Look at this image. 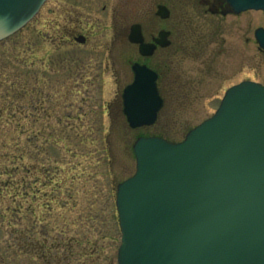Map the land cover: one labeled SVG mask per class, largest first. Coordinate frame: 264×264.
<instances>
[{
    "label": "rangeland",
    "instance_id": "obj_1",
    "mask_svg": "<svg viewBox=\"0 0 264 264\" xmlns=\"http://www.w3.org/2000/svg\"><path fill=\"white\" fill-rule=\"evenodd\" d=\"M205 1L47 0L0 42V188L4 180L18 184V194L39 187L57 195L30 199L29 208L20 197L14 231L0 215V264H118L116 193L135 172L136 140L180 142L216 112L227 89L264 85L254 35L264 12L215 15ZM159 4L169 20L156 17ZM138 23L172 31L173 44L152 62L164 99L158 121L132 129L122 95L140 58L127 40Z\"/></svg>",
    "mask_w": 264,
    "mask_h": 264
},
{
    "label": "water",
    "instance_id": "obj_2",
    "mask_svg": "<svg viewBox=\"0 0 264 264\" xmlns=\"http://www.w3.org/2000/svg\"><path fill=\"white\" fill-rule=\"evenodd\" d=\"M47 0H0V42L23 29ZM229 12L264 11V0H226ZM158 14L169 17L161 7ZM168 32L156 42L167 46ZM264 50V28L256 31ZM85 43V37L76 38ZM130 42L144 56L140 25ZM123 94L132 129L152 126L163 100L158 74L135 64ZM135 174L117 187L118 264H264V85L229 88L215 114L181 142L140 137Z\"/></svg>",
    "mask_w": 264,
    "mask_h": 264
},
{
    "label": "flooded vegetation",
    "instance_id": "obj_3",
    "mask_svg": "<svg viewBox=\"0 0 264 264\" xmlns=\"http://www.w3.org/2000/svg\"><path fill=\"white\" fill-rule=\"evenodd\" d=\"M205 4L207 6H209V11L215 15H227V14H232L234 15L233 13H230L229 12V6L228 4L226 3V0H206L205 1ZM161 7H166L168 8L167 6L165 5H157V11L155 13L156 17L161 19L162 21H167L171 18V13L169 15L168 18H162L158 12L160 11V8ZM170 11V10H169ZM139 24V23H138ZM155 23H152L151 25H154ZM135 24H133L130 29H129V33H128V37H127V40H128V43L129 45L135 47L138 51V54L140 55V58L138 61L134 62L133 64L135 63H140L142 65H146L148 66L149 68H151L152 70L156 71L159 75V78H158V86L160 85V73L158 71V69L156 68V66L152 67V62L153 60L156 58V56L158 55V53L162 52V51H166V50H169L173 44L172 42V31L170 30H166V29H163V28H157V27H150L149 29L146 28L144 25L142 24H139L140 27H141V33H142V36H143V39H144V42L146 44H153L156 46V49L154 50V52L152 53V55H149V56H144L140 53V46L138 44H134L132 42H130V35L132 33V27L134 26ZM168 32L169 35L166 37V40L168 42V45L167 46H162L160 44H158L156 42V39H160V34L162 32ZM256 31V29H255ZM255 31H254V35H255ZM87 39V38H86ZM87 42V40H86ZM85 42V43H86ZM259 51H261L263 54H264V51H262L259 47ZM132 64V65H133ZM160 90V88H159ZM161 93V92H160Z\"/></svg>",
    "mask_w": 264,
    "mask_h": 264
},
{
    "label": "trees",
    "instance_id": "obj_4",
    "mask_svg": "<svg viewBox=\"0 0 264 264\" xmlns=\"http://www.w3.org/2000/svg\"><path fill=\"white\" fill-rule=\"evenodd\" d=\"M20 160V158H19ZM11 161L15 162V158H11ZM8 171V169H7ZM6 174L8 175V177L10 175L9 171L6 172ZM12 178V177H11ZM51 183L50 185H52L53 183H55L54 179H50ZM56 184V183H55ZM1 185H3V187L1 186L0 188V215L2 216L3 220H7V226L8 228L11 229V231H14L13 228L15 227V222L13 221V216L14 214H16L19 211V207H18V201L20 200V197L24 198V201L30 202V199L34 200H43V201H47L48 203L56 201V196L54 194L53 191L52 192V196L51 194H48L47 191H44L43 189L39 188V187H31V190L34 189L33 192H31V190H27V188H25V190L23 191V193L18 194V184L14 183H10L9 181H4L2 180ZM47 186V185H46ZM45 186V187H46ZM35 188H37V190H35ZM5 190V191H3ZM4 193V194H3ZM51 196V199H50ZM34 203V202H33ZM33 203L31 202V204L33 205ZM42 203V201H41ZM31 204L27 206V208H29L31 206ZM28 210V209H26ZM1 224H5L4 222H1ZM14 233V232H13Z\"/></svg>",
    "mask_w": 264,
    "mask_h": 264
}]
</instances>
